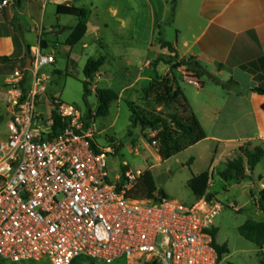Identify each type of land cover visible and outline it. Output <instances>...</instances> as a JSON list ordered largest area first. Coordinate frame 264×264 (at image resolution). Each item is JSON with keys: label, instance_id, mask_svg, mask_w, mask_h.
<instances>
[{"label": "built area", "instance_id": "obj_1", "mask_svg": "<svg viewBox=\"0 0 264 264\" xmlns=\"http://www.w3.org/2000/svg\"><path fill=\"white\" fill-rule=\"evenodd\" d=\"M31 59L12 76L7 133L0 126V261L221 264L214 222L222 205L132 199L143 174L110 181L113 149L99 146L79 108L46 97L41 70L55 54L38 46Z\"/></svg>", "mask_w": 264, "mask_h": 264}, {"label": "rangeland", "instance_id": "obj_2", "mask_svg": "<svg viewBox=\"0 0 264 264\" xmlns=\"http://www.w3.org/2000/svg\"><path fill=\"white\" fill-rule=\"evenodd\" d=\"M67 1L47 0L45 23L38 41L44 54L53 53L56 56L54 64L41 70L47 77L46 97H56L65 104L79 108L85 115L86 127L94 129L99 146L113 149L107 160L112 183L117 182V176H120L121 183H125L127 173L138 175V172L143 174L151 171L157 190L156 197H163L164 194L170 201L193 205L199 199L190 189L189 182L194 175L209 171L212 180L208 193L213 194L210 201L222 205V211L214 222L216 244L229 249V253L222 257L221 264H264V248L245 239L239 232V228L249 219L264 221V213L258 206L260 192L264 189V164L258 165L254 171L247 170L243 179L225 180L221 173L227 169L229 160L240 155L242 147L236 150L223 149L216 147V143L210 140L163 161L159 155V146L149 143L154 132L133 123L130 105L144 107L143 90L150 82L147 77H155L156 68L153 63L158 58L165 59L161 54L168 53L167 49L161 48L160 41L172 42L178 35L187 34L186 18L181 16L176 24H170L175 15L171 0L166 10H163L159 0H76L78 5L92 13V24H99L101 31L97 35H90L87 43L70 46L67 40L73 29L72 24L78 22L77 18L67 15L57 18L58 5ZM14 3L16 8V1ZM29 22L34 26L31 20ZM16 26L19 31V21ZM30 38L31 44H36L33 41L36 34H31ZM30 56L31 52L28 54ZM102 56L106 58L105 64L93 79L88 80L84 74L88 60ZM147 62H151L149 66ZM23 66L24 62L4 66L0 64V126L3 133H7V106L12 76L16 70H22ZM165 69L162 63L157 73L159 71L163 74ZM177 84L182 90L185 88L182 81L177 80ZM85 86L88 89L86 97ZM103 89H111L118 94V99L112 103L106 117L98 116V92ZM151 108L157 111L163 109L156 105ZM169 112L173 110L165 111ZM201 126L210 137L218 134L217 130L213 131V123L203 120ZM220 133L231 136L233 131L223 130ZM192 158L196 161L191 162ZM132 194V199L146 201L136 193ZM19 264L51 263L44 259ZM78 264L106 263L81 259ZM113 264L133 263L122 259Z\"/></svg>", "mask_w": 264, "mask_h": 264}, {"label": "crops", "instance_id": "obj_3", "mask_svg": "<svg viewBox=\"0 0 264 264\" xmlns=\"http://www.w3.org/2000/svg\"><path fill=\"white\" fill-rule=\"evenodd\" d=\"M7 1L9 4L0 7V57L15 59L17 64L24 62L23 69L30 68L31 56L28 54L40 46L38 41L48 2ZM14 1L16 8L12 4ZM168 1L159 0L163 10H166ZM62 5L84 8L76 0H68ZM174 13L170 24H176L184 16L188 28L187 34L178 35L172 42L167 41L175 51L173 64L197 62L209 72L202 78L204 84L201 85L190 76L186 66L174 71L176 81L185 84L181 90L197 120L200 124L203 120L213 123V131H218L211 137L205 131L207 138L203 142L210 140L223 149L236 150L247 144L251 148L259 146L264 149V94L254 92L257 88L264 89V0H177ZM91 15L87 33L80 43H87L90 35L101 31L99 24H92ZM57 18H60L58 14ZM17 21L20 22L19 31ZM77 23L72 24V28ZM33 33L36 34L33 40L36 44H31ZM161 55L168 60L171 53ZM150 63L147 62V66ZM162 63L156 67V72ZM0 64L4 66L3 62ZM164 64L166 69L163 74L158 71L159 75L172 76V65ZM214 78L230 84L224 87ZM147 80L151 81L152 77ZM223 130L233 131V134H221Z\"/></svg>", "mask_w": 264, "mask_h": 264}, {"label": "trees", "instance_id": "obj_4", "mask_svg": "<svg viewBox=\"0 0 264 264\" xmlns=\"http://www.w3.org/2000/svg\"><path fill=\"white\" fill-rule=\"evenodd\" d=\"M2 1L0 0V3ZM176 1L171 0L174 10ZM57 13L59 16L67 15L77 18L78 23L72 29L67 42L70 46L79 44L87 33L90 11L86 8L61 4L57 7ZM160 46L162 49H167L171 53L170 58L168 60L158 58L153 65L155 68L161 62L172 65V76L162 77L155 72V77L152 78L143 90L142 101L144 102V107L130 105V109L133 114L134 124L139 125L143 129H151L154 132V137L149 139V143L158 145L160 157L163 161H167L181 152L203 142L207 138L203 127L191 111L181 88L177 84L174 71L182 66H186L190 76L197 79L201 85L204 84L201 81L202 78L207 76L209 72L197 62L182 61L173 64L176 59L173 46L164 40L160 41ZM105 61L106 58L104 56L98 59L90 58L84 68L86 78L88 80L93 79L94 75L103 67ZM1 62L4 65H9L16 63L17 60L4 56L0 57ZM214 80L224 87L230 84V82L228 84L221 83L217 78H214ZM86 84L88 85V82ZM254 92L264 94V89L257 88ZM87 93L88 89L85 86V97ZM98 97L100 102L98 116L106 117L110 113L112 103L118 99V94L114 90L103 89L98 92ZM152 105L162 107L163 109L157 111L151 108ZM166 110H173V112L165 113ZM56 121H59L58 118H56ZM263 160L264 149L259 146L251 148L247 144L240 149V155L237 158L228 161L227 169L221 173V176L225 180L243 179L246 176L247 170L254 171ZM192 161L193 159H191ZM211 180L212 175L209 171L193 176L189 182V187L196 198L201 199L206 197L208 200L213 199V194L208 193ZM156 191L153 175L151 171H146L134 188L129 191L128 195L134 198L132 193H136L142 199L153 200L156 199ZM258 206L264 213V189L260 192ZM239 232L245 239L262 249L264 248V221L249 219L239 228ZM216 235L217 231L215 230L214 236L216 237ZM215 246L221 258L224 254L229 253L228 247H220L216 243ZM79 260L81 259L75 260L73 264H78Z\"/></svg>", "mask_w": 264, "mask_h": 264}, {"label": "water", "instance_id": "obj_5", "mask_svg": "<svg viewBox=\"0 0 264 264\" xmlns=\"http://www.w3.org/2000/svg\"><path fill=\"white\" fill-rule=\"evenodd\" d=\"M29 63H30V67H31V63H32V59L31 58L29 59Z\"/></svg>", "mask_w": 264, "mask_h": 264}]
</instances>
